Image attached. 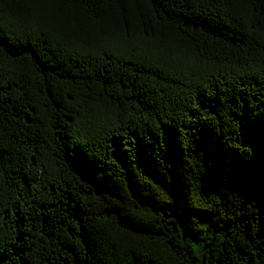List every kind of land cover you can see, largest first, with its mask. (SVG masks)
<instances>
[{
	"label": "trees",
	"instance_id": "trees-1",
	"mask_svg": "<svg viewBox=\"0 0 264 264\" xmlns=\"http://www.w3.org/2000/svg\"><path fill=\"white\" fill-rule=\"evenodd\" d=\"M0 264H264V0H0Z\"/></svg>",
	"mask_w": 264,
	"mask_h": 264
}]
</instances>
